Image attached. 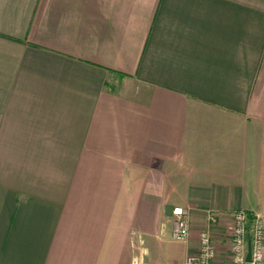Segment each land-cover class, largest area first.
<instances>
[{"label":"crops","instance_id":"crops-1","mask_svg":"<svg viewBox=\"0 0 264 264\" xmlns=\"http://www.w3.org/2000/svg\"><path fill=\"white\" fill-rule=\"evenodd\" d=\"M238 210L264 213V0H0V264H184L202 232L230 264Z\"/></svg>","mask_w":264,"mask_h":264},{"label":"built area","instance_id":"built-area-1","mask_svg":"<svg viewBox=\"0 0 264 264\" xmlns=\"http://www.w3.org/2000/svg\"><path fill=\"white\" fill-rule=\"evenodd\" d=\"M189 236L186 212L182 207L171 210L170 239L185 243ZM216 248L208 232L199 236L198 251L184 264H215ZM249 255V260L247 257ZM230 264H264V213L238 210L233 213V231L228 248Z\"/></svg>","mask_w":264,"mask_h":264},{"label":"rangeland","instance_id":"rangeland-1","mask_svg":"<svg viewBox=\"0 0 264 264\" xmlns=\"http://www.w3.org/2000/svg\"><path fill=\"white\" fill-rule=\"evenodd\" d=\"M231 218H232V221L230 222V228H229V233L228 234H226L224 237V239H226V240H224L225 242H227V244L228 245H226L228 248H229V246H230V238H231V235H232V231H233V214L231 215ZM173 242V241H172ZM175 243V242H174ZM216 245L214 244V247H215ZM227 248V249H228Z\"/></svg>","mask_w":264,"mask_h":264},{"label":"water","instance_id":"water-1","mask_svg":"<svg viewBox=\"0 0 264 264\" xmlns=\"http://www.w3.org/2000/svg\"><path fill=\"white\" fill-rule=\"evenodd\" d=\"M249 260V255H248V257H247V261Z\"/></svg>","mask_w":264,"mask_h":264}]
</instances>
